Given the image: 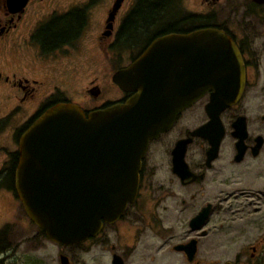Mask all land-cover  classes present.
Returning a JSON list of instances; mask_svg holds the SVG:
<instances>
[{
  "label": "flooded vegetation",
  "instance_id": "flooded-vegetation-1",
  "mask_svg": "<svg viewBox=\"0 0 264 264\" xmlns=\"http://www.w3.org/2000/svg\"><path fill=\"white\" fill-rule=\"evenodd\" d=\"M198 30L217 31L229 42V51L221 52L228 62L208 74V84L229 76V105L210 123L206 105L216 90L207 89L149 139L134 200L94 237L57 244L23 211L33 226L24 232L36 229L26 245L30 252L43 238L56 247L55 264L62 255L66 264H77L76 252L89 243L97 246L82 254L99 248L104 264H264V0H0V137L8 136L15 148L0 159V196L22 206L14 187L18 140L42 112L65 102L86 116L125 103L135 92L120 89L113 75L155 40ZM181 45L184 61L188 40ZM166 200L180 213L167 220L159 213ZM0 203L8 213V199ZM139 218L152 227L149 237L135 225ZM176 219L182 231L174 230ZM10 222L0 221V230ZM122 223L130 229L128 241ZM16 247L12 231H5L0 264ZM29 251L21 264H46Z\"/></svg>",
  "mask_w": 264,
  "mask_h": 264
},
{
  "label": "water",
  "instance_id": "water-1",
  "mask_svg": "<svg viewBox=\"0 0 264 264\" xmlns=\"http://www.w3.org/2000/svg\"><path fill=\"white\" fill-rule=\"evenodd\" d=\"M187 40L189 55L182 61L181 44ZM229 49L228 40L214 30L159 38L113 75L120 89L135 92L125 103L86 116L65 102L42 112L18 140L14 187L26 216L60 245L80 244L104 223L116 221L135 198L148 140L207 89L216 90L206 105L210 123L213 113L229 105L230 85L224 83L229 76L208 84L213 68L228 62L229 54L221 52ZM66 261L60 256L61 264Z\"/></svg>",
  "mask_w": 264,
  "mask_h": 264
},
{
  "label": "rangeland",
  "instance_id": "rangeland-1",
  "mask_svg": "<svg viewBox=\"0 0 264 264\" xmlns=\"http://www.w3.org/2000/svg\"><path fill=\"white\" fill-rule=\"evenodd\" d=\"M79 89H76V92ZM107 92V91H106ZM108 92H112V91H108ZM107 92V97H110V95ZM199 115V114H198ZM9 142H12V140H10L7 137H0V145L4 146V150L0 152V159L3 158L4 154L7 152H12L14 149H12L11 145L9 144ZM1 197H6L9 201V205H10V211L7 213L6 212V206L4 203H0V221H8L10 222L9 224H13L10 226V230L12 231V240H13V245L16 247L15 250V254L14 256L7 260L5 264H21L22 263V259L24 260L25 257V253L27 251H29L26 247V245L28 244V238H30L32 235L36 234V229H32L28 232H24L25 230L29 229V226L33 227L32 224H30L27 220V218L25 217V215L22 214L23 209L22 206L19 208L18 205L17 207L14 205V202L11 201V198L9 196H0ZM167 203H163L160 206L159 209V213H161L163 216H166L165 220H167L168 216H173L176 214H180L178 212L179 208L176 207L173 202H171V200H166ZM173 204V205H172ZM14 207H13V206ZM164 206H166L167 208V212H162V209L164 208ZM137 209L138 212L141 214L139 207L134 208ZM15 210V216H12V212ZM142 213L147 215V207L146 208H142ZM24 213V212H23ZM150 214V211H149ZM26 220L27 222L23 221ZM146 221L149 219H145ZM137 224L135 223L136 226H139L141 228V231L143 232V234H145L146 236H150V232L152 231V227H148L144 224L143 218H139L138 221H136ZM15 224V225H14ZM17 224V225H16ZM174 226V230L175 231H182L183 227H182V222L180 221V219H176L174 221V223H171ZM164 225H170V223H164ZM120 228H124L120 231V234L122 235L123 240H127L129 239V232L130 229L126 226L125 224L122 223L119 226ZM148 237H146L144 244H147L148 242ZM47 241L44 240L43 238L40 239V243L37 247V250L30 252L31 256H35V257H39L42 258L43 262L49 263V264H55V258H54V254L56 251V247L51 246L50 244L46 243ZM18 244V245H17ZM90 246H97V245H93L92 243L86 244V246H84L83 248H81L82 251H77L76 253H79V255L76 256V261L77 264H79L77 258H79L80 263L81 264H104L106 262V258L104 256V251L99 252L100 249L99 248H93L91 253L88 252L87 254H82V252H84L85 250H87L86 248L90 247ZM79 256V257H78Z\"/></svg>",
  "mask_w": 264,
  "mask_h": 264
},
{
  "label": "trees",
  "instance_id": "trees-1",
  "mask_svg": "<svg viewBox=\"0 0 264 264\" xmlns=\"http://www.w3.org/2000/svg\"><path fill=\"white\" fill-rule=\"evenodd\" d=\"M10 230L9 226H5L2 230H0V237L5 233V231ZM14 247V245H13Z\"/></svg>",
  "mask_w": 264,
  "mask_h": 264
},
{
  "label": "bare ground",
  "instance_id": "bare-ground-1",
  "mask_svg": "<svg viewBox=\"0 0 264 264\" xmlns=\"http://www.w3.org/2000/svg\"><path fill=\"white\" fill-rule=\"evenodd\" d=\"M89 239V238H88ZM86 241V240H85Z\"/></svg>",
  "mask_w": 264,
  "mask_h": 264
}]
</instances>
